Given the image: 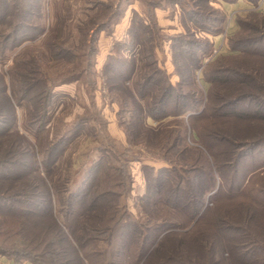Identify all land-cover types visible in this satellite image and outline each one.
I'll return each mask as SVG.
<instances>
[{
	"label": "trees",
	"instance_id": "1",
	"mask_svg": "<svg viewBox=\"0 0 264 264\" xmlns=\"http://www.w3.org/2000/svg\"><path fill=\"white\" fill-rule=\"evenodd\" d=\"M123 2L102 6L106 18H90L81 32L88 36L110 26ZM48 3L0 0V64L7 51L45 34ZM190 16L207 17L201 11ZM260 27L259 36L238 42L242 65L252 59L264 62V19ZM140 29L148 26H132L131 33L140 36ZM55 31L47 33L45 42L51 55L28 48L7 71L0 69V255L32 264H264V70L225 72L220 67L225 80L234 81L228 89L222 86L232 91L228 98L216 92L218 78L206 71L211 84L206 98L192 85L182 92L178 89L184 86L176 88L170 80L160 83L156 76L162 71L152 70L146 50L139 49L145 68L134 81L138 88L132 97L145 99L146 107L126 112L137 114L147 153L165 165L142 166L147 186L136 218L127 204L134 184L128 160L110 147H99L85 169L76 160H69L68 172L62 168L68 146L84 134L86 118L70 126L61 120L63 126H51V138L41 143L51 130L59 96L57 80L47 74L42 59L72 56L76 77L91 66L86 60L84 67L72 49L58 45ZM178 41L173 61L179 77H184L183 62L193 77L209 50L194 40ZM184 98L192 102L183 103ZM174 104L179 110L171 111ZM22 107L26 120L20 126ZM213 112L224 119L213 122ZM151 119L158 125L150 126ZM198 121L206 124L198 128ZM189 131L198 145L209 149L213 162L203 148L185 143ZM74 166L79 167L76 173L69 171ZM74 175L80 176L77 181Z\"/></svg>",
	"mask_w": 264,
	"mask_h": 264
},
{
	"label": "rangeland",
	"instance_id": "2",
	"mask_svg": "<svg viewBox=\"0 0 264 264\" xmlns=\"http://www.w3.org/2000/svg\"><path fill=\"white\" fill-rule=\"evenodd\" d=\"M116 1L49 0L45 13L47 18L42 20L46 26L45 34L32 43H23L15 47L13 51H7L4 61L0 64V69L7 71L16 58L23 56L28 48L34 47V49L48 52L45 49V42L50 39L47 33L53 30H56L54 34L57 35L56 43L64 46V49H72L73 54H76L81 60L79 63L87 67L86 60L91 61V66L88 65L86 71L83 69L80 76L77 75L79 79L75 80L78 77L71 71L76 70L77 67L73 61L75 58L73 59L72 56L57 60H51L50 56H45L42 59L47 74L57 80L54 91L59 96L55 106V118L50 125L51 130L49 129V133L45 132L41 143L47 138H51V132L53 128L55 130V127H58V124L63 126L61 120L65 122V125L70 126L74 122H80L86 118V125L82 131L84 134L74 139L68 146L61 162L62 168L68 172L66 171L67 163L69 160H76L85 169L99 155L96 151L100 149L99 147H110L111 153L118 155L121 159L128 160L129 172L134 184L132 192L127 196V204L130 213L137 218L139 216L138 205L141 204L139 198L145 194L147 186L142 166L154 165L157 168L165 165L160 159L147 153L148 149L144 145V133L139 128L137 114L133 117L126 112V110L134 111L135 107L140 109L146 107L145 99L136 98L133 100L132 97L138 88L135 82L140 79V71L145 68L144 59L140 60L144 56L138 53L139 49L146 50L145 61L151 65L152 70L158 68L162 71L161 76H156L160 83L164 84L165 79L166 81L170 80L176 88L184 86L182 89H178L182 92L193 87L196 91L201 90L207 98V91L211 85L206 79L205 72L207 71V73L210 72L211 78L214 75L215 78H218L214 83L216 92L220 95L223 92L226 95L222 96L228 98L232 95V91L228 93L222 86L226 85L225 87L228 89L234 81L225 80L222 74L233 69L237 71L252 68L264 70V62L259 59H252L242 65L241 44L238 43L243 39L248 40L260 35V22L264 19V11L259 12L253 9L257 3L254 4L247 0V7L231 10H226L223 4H232L235 1L125 0L122 9L112 20L113 23L110 26L108 25L98 32L90 31L88 36L81 32L83 24L88 23L90 18L105 19L107 13L102 12V6H114ZM193 11L204 12L207 17L203 19L196 16L195 20H192L190 14ZM138 21H142V24L148 26L145 31L140 29V31L142 30L140 36L131 33L132 26L138 30V27L142 25L138 24ZM92 37L94 38L93 43L90 42ZM182 37L185 41L194 40L204 49L209 50L201 55V57L203 56L201 61L203 65L193 77L189 75V66L184 62H181L184 77H179L176 64L173 61V52L175 48L177 49L178 39ZM132 47L134 50L131 53ZM186 47L193 49L191 46ZM48 53L51 55L50 52ZM183 55H186V51H183ZM222 66L225 67V69L222 68L225 72H219ZM129 75H131L132 81L125 78ZM159 77L164 78L159 80ZM185 101L192 102L188 98H184L183 103ZM181 104L182 101L179 105ZM179 105H172L171 111L179 110ZM204 105H202V109ZM241 106L244 104L237 108ZM25 113V108H19L20 126L26 120ZM222 113L224 114V110ZM212 114L213 122L224 119H217L218 115L216 116L214 112ZM209 116L208 120H210ZM188 117V115L185 116L186 123L189 122ZM148 123L150 126L158 125V122L152 119ZM196 123L198 128L202 124H206L202 121ZM130 131L133 134H130ZM132 136L135 140L134 144L131 143ZM190 136L191 131L188 132L185 143L203 148L205 157L213 162L209 155V149L201 144L198 145L196 140ZM159 141H162L163 144L167 142L163 137ZM179 148L177 147L173 152H177ZM258 161L261 162L259 159ZM78 169V166H74L69 171L76 173ZM109 176L114 178L113 173ZM74 177L77 181L80 176L74 175ZM0 264L32 263L26 259L15 262L5 255H0Z\"/></svg>",
	"mask_w": 264,
	"mask_h": 264
},
{
	"label": "crops",
	"instance_id": "3",
	"mask_svg": "<svg viewBox=\"0 0 264 264\" xmlns=\"http://www.w3.org/2000/svg\"><path fill=\"white\" fill-rule=\"evenodd\" d=\"M224 8L226 10H231V9H237V8H245L248 6V3L246 0H237L235 3H232V4H227V3H224L223 4Z\"/></svg>",
	"mask_w": 264,
	"mask_h": 264
},
{
	"label": "built area",
	"instance_id": "4",
	"mask_svg": "<svg viewBox=\"0 0 264 264\" xmlns=\"http://www.w3.org/2000/svg\"><path fill=\"white\" fill-rule=\"evenodd\" d=\"M257 11H264V0H259L256 5H254V8Z\"/></svg>",
	"mask_w": 264,
	"mask_h": 264
}]
</instances>
